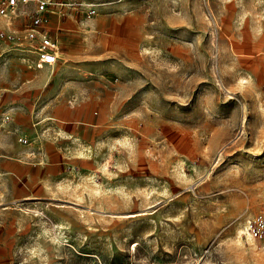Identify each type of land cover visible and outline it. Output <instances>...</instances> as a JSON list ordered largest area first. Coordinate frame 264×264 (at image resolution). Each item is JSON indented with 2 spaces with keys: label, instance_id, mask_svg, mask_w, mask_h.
<instances>
[{
  "label": "rangeland",
  "instance_id": "obj_1",
  "mask_svg": "<svg viewBox=\"0 0 264 264\" xmlns=\"http://www.w3.org/2000/svg\"><path fill=\"white\" fill-rule=\"evenodd\" d=\"M56 1L47 82L0 16V264H264V0Z\"/></svg>",
  "mask_w": 264,
  "mask_h": 264
},
{
  "label": "built area",
  "instance_id": "obj_2",
  "mask_svg": "<svg viewBox=\"0 0 264 264\" xmlns=\"http://www.w3.org/2000/svg\"><path fill=\"white\" fill-rule=\"evenodd\" d=\"M29 3H32L33 9L30 13L29 22L24 26L23 39L29 43V48L26 49L30 51L28 53L35 55L36 68L43 66L52 68L58 60L59 39L58 35L51 34L50 30L52 26H55V29L61 27L66 4L56 0H0V16L11 19L18 14L21 10L20 7ZM94 14L93 9L87 11V17ZM0 36L11 42L10 35L1 33ZM243 235L255 242L264 240V202L259 205L257 212L246 221Z\"/></svg>",
  "mask_w": 264,
  "mask_h": 264
},
{
  "label": "crops",
  "instance_id": "obj_3",
  "mask_svg": "<svg viewBox=\"0 0 264 264\" xmlns=\"http://www.w3.org/2000/svg\"><path fill=\"white\" fill-rule=\"evenodd\" d=\"M60 36H58V39L60 40V38H59ZM22 52H24V49L23 50H21ZM60 55H62V54H60V52L58 53V55H57V57H58V59H59V56ZM55 66V65H54ZM48 67V66H46V67H42L41 69H39V71L35 74L36 75V77H38L39 79H42V78H44L45 79V81L47 82V80H46V75H42L43 74V72L45 71V70H50L51 72H53L54 73V71L53 70H55V69H53V68H55V67ZM38 69V68H37ZM42 70H44V71H42ZM52 73V74H53ZM50 75L48 76V81H49V79H50ZM12 152V157H9L10 159H8L9 161L8 162H6V166L8 167L7 168V170H4V169H2L1 170V172H3V173H6V174H8V175H12L14 178H19V177H17L16 176V172H15V170L17 169V167H19L20 166V163H18V162H22V161H20L18 158H16L15 156H14V154H17V153H20V154H25L24 153V151L23 152H21V151H19V150H17V148H13V150L11 151ZM27 162H24V163H22V164H26ZM11 176V177H12Z\"/></svg>",
  "mask_w": 264,
  "mask_h": 264
},
{
  "label": "bare ground",
  "instance_id": "obj_4",
  "mask_svg": "<svg viewBox=\"0 0 264 264\" xmlns=\"http://www.w3.org/2000/svg\"><path fill=\"white\" fill-rule=\"evenodd\" d=\"M24 52H30V51H28L27 49H24ZM59 53V52H58ZM58 55V54H57ZM36 67V66H35ZM38 69H40V68H38ZM54 71V70H53ZM53 73V72H52ZM49 74V73H48ZM52 120V119H51ZM245 225H246V221H245V223L244 224H242L241 226L239 225V226H237V228H236V236H235V239H236V242H240L238 239H240L241 238V235L242 234H244V232H245ZM247 237V241H250V239H249V237L248 236H246ZM135 245L136 244H134L132 247H131V250H132V248H135ZM130 247V246H129ZM133 251V250H132ZM134 253H135V250H134ZM133 259V258H132Z\"/></svg>",
  "mask_w": 264,
  "mask_h": 264
}]
</instances>
